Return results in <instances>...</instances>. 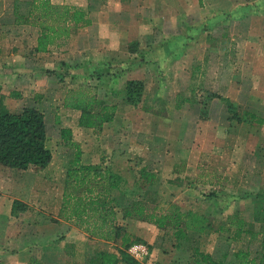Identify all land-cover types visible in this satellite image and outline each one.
<instances>
[{
  "label": "rangeland",
  "instance_id": "rangeland-1",
  "mask_svg": "<svg viewBox=\"0 0 264 264\" xmlns=\"http://www.w3.org/2000/svg\"><path fill=\"white\" fill-rule=\"evenodd\" d=\"M262 1L181 0L177 12L150 11L146 25L136 24L138 30L148 32L146 45L129 46L131 50L141 47L136 55L128 54L120 46V35L109 28L103 29L101 44L90 43L88 34L75 38L85 53L89 50L95 57L63 63L59 74L55 69L48 71L54 74L44 89L50 90L36 93L33 99L42 101L39 109L44 113L46 146L52 158L37 172L0 166V193L5 194L6 206L8 200L24 202L26 209L30 206L31 212L44 217L43 228L51 223L52 233L60 229L63 242L58 210L65 171L75 151L60 136V128L67 127L69 138L82 150L83 163H101L121 177L119 188L113 190L121 206L142 199L158 210L174 205L192 210L214 226L235 211L251 222L255 211L264 207V125L228 116L250 111L264 117ZM82 2L90 8L101 0ZM109 3L112 10L130 15L140 4L139 0ZM212 4L221 10L209 13ZM99 21L106 24L104 16ZM99 47L104 49L103 58L96 54ZM129 79L145 82L137 105L123 98ZM79 85L117 106L114 119L100 130L79 126L80 111L63 105L67 90ZM222 98L232 103L233 110H227ZM21 105L15 101L11 108ZM141 168L155 175L153 183L144 182ZM120 212L121 207L118 222L147 247L148 254L137 259L140 264H195L194 247L219 264H237L235 254L240 249L251 258L259 255V240L248 234L234 238L233 225L222 232L207 229L194 234L193 241H177L172 229L122 219ZM258 227L255 223V230ZM83 240L95 250H114L112 242ZM90 254L83 253L81 260Z\"/></svg>",
  "mask_w": 264,
  "mask_h": 264
},
{
  "label": "trees",
  "instance_id": "trees-1",
  "mask_svg": "<svg viewBox=\"0 0 264 264\" xmlns=\"http://www.w3.org/2000/svg\"><path fill=\"white\" fill-rule=\"evenodd\" d=\"M15 23H28L30 18L40 29L37 38V51H46L59 39L69 35L71 28L90 24L88 10L67 3H53L51 0H32L27 15L14 11ZM145 82L140 79H129L123 88L126 103L137 105L144 94ZM213 97L217 94L210 93ZM227 110H233L232 103L222 98ZM63 105L80 111L78 125L84 128L100 130L105 123L114 119L116 104L99 100L90 87L79 85L67 90ZM237 121H251L264 125V117L250 111H237L228 116ZM62 141L75 149L68 161L62 187V198L58 216L64 221L79 227L89 237L114 244V250H98L89 259L90 264H140L139 260L128 254L127 249L133 243L142 240L131 235L118 222V208L121 207V218H135L155 225L159 229L170 228L177 241H193L194 234L207 229L215 232L228 230L234 226V238L248 234L259 240L258 257H250L246 250H237V264H264V207L257 209L253 220L247 221L239 212L228 214L224 221L215 226L205 222L203 216L192 210L183 211L178 206L158 210L149 206L142 199H135L121 206L113 190L119 188L121 177L101 163H83L80 146L69 138L70 129L60 128ZM47 134L45 117L42 110L36 107H23L20 112H11L4 106L0 108V166L18 171L44 169L51 161L52 154L46 146ZM144 182L153 183L155 175L141 168ZM145 183H143L144 185ZM24 202L14 199L11 214L24 212ZM18 212V213H17ZM255 223H259L255 230ZM195 264H219L210 254L193 248ZM0 264H8L0 259ZM27 264H44L36 258H30Z\"/></svg>",
  "mask_w": 264,
  "mask_h": 264
},
{
  "label": "crops",
  "instance_id": "crops-1",
  "mask_svg": "<svg viewBox=\"0 0 264 264\" xmlns=\"http://www.w3.org/2000/svg\"><path fill=\"white\" fill-rule=\"evenodd\" d=\"M31 1L0 0V108L4 106L15 113L20 112L23 107L40 108L42 101L36 102L33 97L36 93L46 94V91L50 90V88L44 89L48 77L51 78L54 74H49V70L55 69L56 74H59L63 63L70 65L72 62L73 64L86 62L95 57L89 50L85 53L82 44L75 42V38L80 40L82 35L88 34L90 43L101 44L103 29L109 28L110 31H117L120 35L122 40L120 46L124 45L123 48L128 54L136 55L141 51V47L131 50L129 46L138 42H140L139 46L146 45V41L143 40L148 37V32L138 30L136 24L146 25L145 23L149 21L147 13L150 11L158 13L161 8V11L177 12L179 7H182L181 0H139L140 4L133 7L135 14L130 15L112 10L109 0H101L97 2V6L89 5L90 8L82 0H51L53 3H67L87 9L90 24L71 28L67 37L59 39L46 51H37V38L40 33L37 24L32 18L28 23L17 24L14 17L15 10L20 15H27ZM209 7V13L221 10L220 5L212 4ZM103 16L106 18V24L99 21ZM131 20H135V23H131ZM101 47L96 49V54L102 56L104 49H100ZM126 58L134 59L131 56ZM140 59L138 58L137 61H141ZM15 101L22 103L19 109L11 108V104ZM4 197L5 194L0 193L1 260L8 264H27L30 258H36L44 264H90L89 259L99 249L95 250L92 246L85 245L83 239L90 241V237L79 227L63 220L62 242L60 229L52 233L51 223H48L47 228H43L44 217L40 218V215L31 212L30 206L22 216L13 217L11 214L13 200H8L6 206ZM31 213H34L36 218ZM83 253L85 255L91 253L85 261L81 260Z\"/></svg>",
  "mask_w": 264,
  "mask_h": 264
},
{
  "label": "built area",
  "instance_id": "built-area-1",
  "mask_svg": "<svg viewBox=\"0 0 264 264\" xmlns=\"http://www.w3.org/2000/svg\"><path fill=\"white\" fill-rule=\"evenodd\" d=\"M129 253L132 257L141 259L148 254V250L145 244L138 242L129 247Z\"/></svg>",
  "mask_w": 264,
  "mask_h": 264
}]
</instances>
